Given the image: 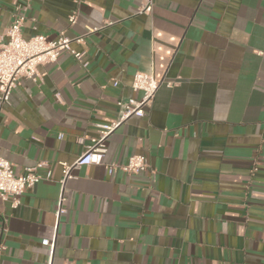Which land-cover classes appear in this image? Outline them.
Returning a JSON list of instances; mask_svg holds the SVG:
<instances>
[{
	"label": "crops",
	"instance_id": "1",
	"mask_svg": "<svg viewBox=\"0 0 264 264\" xmlns=\"http://www.w3.org/2000/svg\"><path fill=\"white\" fill-rule=\"evenodd\" d=\"M140 2L0 0V44L19 13L25 38L113 21L71 43L80 60L62 52L19 78L0 110L14 173H49L17 207L0 198V264H264V0H153L149 15ZM138 71L160 82L151 107L62 187L61 163L139 97ZM132 154L146 170L106 173Z\"/></svg>",
	"mask_w": 264,
	"mask_h": 264
},
{
	"label": "built area",
	"instance_id": "2",
	"mask_svg": "<svg viewBox=\"0 0 264 264\" xmlns=\"http://www.w3.org/2000/svg\"><path fill=\"white\" fill-rule=\"evenodd\" d=\"M78 1V0H76ZM153 0H141L137 7V13L151 14ZM77 12L73 11L68 16L69 23H74ZM24 15L19 13L5 29L6 41L0 44V110L3 105L8 103L12 90L18 84L21 77L35 80L39 77L37 66L42 63L55 62L62 52H68L75 59L80 60L83 52L72 48L71 43L83 44L86 35L93 33L104 26L113 24V21L106 20L101 25L87 27L86 31L74 37H67L60 33L56 39H48L45 35L36 34L25 38L22 36V26ZM116 86L117 81L112 83ZM160 82L152 74L135 72L132 77L130 87L132 91L139 92L138 98L133 96L120 98L117 101L118 113L116 118L109 123L97 125V136L91 139V143L86 146L84 151L72 163L62 164V179L60 183L63 187L65 181L73 177L71 170L83 165L103 164V156L106 151V138L128 117L144 116L152 105L155 93ZM170 85V83H167ZM61 137V135H59ZM41 163L33 167H28L21 175H16L12 163L4 158L0 153V198L8 201L11 207L20 204L22 193L33 187L40 179L49 177V173L42 175L36 168ZM147 159L142 154H132L123 163L105 164L108 175H112L119 170L125 174L139 173L147 169ZM63 200L60 197V202ZM64 211L59 205L58 213ZM41 244L49 246L53 251V242L43 239Z\"/></svg>",
	"mask_w": 264,
	"mask_h": 264
}]
</instances>
